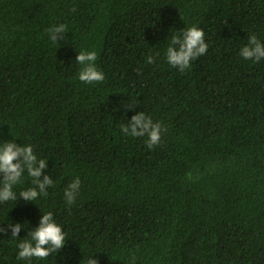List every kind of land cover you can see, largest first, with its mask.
<instances>
[{"label": "trees", "instance_id": "obj_1", "mask_svg": "<svg viewBox=\"0 0 264 264\" xmlns=\"http://www.w3.org/2000/svg\"><path fill=\"white\" fill-rule=\"evenodd\" d=\"M194 24L208 49L181 71L166 49ZM253 34L264 42V0H0V143L31 144L54 181L25 201V172L0 202V225L25 223L0 232V264H264V59L239 54ZM79 51L102 82L79 80ZM139 111L166 129L152 149L122 132ZM49 211L64 247L17 259Z\"/></svg>", "mask_w": 264, "mask_h": 264}, {"label": "clouds", "instance_id": "obj_2", "mask_svg": "<svg viewBox=\"0 0 264 264\" xmlns=\"http://www.w3.org/2000/svg\"><path fill=\"white\" fill-rule=\"evenodd\" d=\"M47 32L49 39L56 42L65 39L68 31L67 26L60 23L47 29ZM207 49L204 30L194 24L171 35L166 49V60L172 67L184 71L191 67L192 61L206 54ZM78 53L75 61L82 66L78 74L79 80L87 84L102 82L105 74L95 63L97 53L95 51ZM239 54L245 60L259 62L264 59V42L253 34L248 37L247 44L240 49ZM154 61L155 58L149 55L147 63L151 64ZM134 105L135 103H130L126 110ZM121 129L125 135L146 137L149 149L160 144L162 134L166 131L162 123L154 122L152 117L143 111L133 115L126 125H121ZM47 167V161L38 159L31 144L20 145L14 139L0 143V202L15 201L19 197H23L25 201L35 202L41 195L47 196L48 187L54 183L50 175L44 174ZM25 172L31 178L33 186L21 191L17 197L14 186L22 183ZM80 185V178L76 177L65 187L64 199L69 206L75 203ZM24 225L25 223H11L8 224V228L0 225V232L11 229V237H20V230L25 228ZM26 237L28 238L20 240L17 245L19 260L46 259L50 254L60 251L66 243L63 226L56 222L51 211L43 213L39 226L30 230ZM135 261L136 256L133 253L129 258V264H135ZM87 264H99V259L96 256L89 258Z\"/></svg>", "mask_w": 264, "mask_h": 264}]
</instances>
